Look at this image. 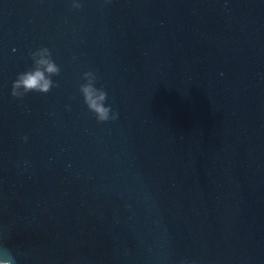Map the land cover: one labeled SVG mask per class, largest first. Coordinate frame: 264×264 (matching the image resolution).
<instances>
[{
  "label": "water",
  "instance_id": "95a60500",
  "mask_svg": "<svg viewBox=\"0 0 264 264\" xmlns=\"http://www.w3.org/2000/svg\"><path fill=\"white\" fill-rule=\"evenodd\" d=\"M80 2L0 0V252L264 264V0ZM40 47L59 87L12 97Z\"/></svg>",
  "mask_w": 264,
  "mask_h": 264
},
{
  "label": "clouds",
  "instance_id": "9594fccd",
  "mask_svg": "<svg viewBox=\"0 0 264 264\" xmlns=\"http://www.w3.org/2000/svg\"><path fill=\"white\" fill-rule=\"evenodd\" d=\"M73 9H82L83 3L80 0H72ZM33 66L26 72L18 75L12 84V97L23 100L29 93L38 92L47 94L54 87H59V83L52 79L59 76L60 66L52 57V50L48 47H40L29 53ZM84 83L80 84L79 91L84 98L88 110L93 113L98 122L104 123L115 121L119 118V112L113 111L111 105H107L108 93L103 87H97L98 77L94 71L83 73ZM69 110L70 107H69ZM28 141V136L22 138ZM0 264H15V258L5 248L0 252ZM181 264H188V261H181Z\"/></svg>",
  "mask_w": 264,
  "mask_h": 264
}]
</instances>
